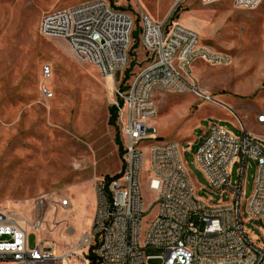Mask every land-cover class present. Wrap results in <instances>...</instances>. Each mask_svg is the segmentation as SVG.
Instances as JSON below:
<instances>
[{
	"label": "rangeland",
	"instance_id": "1",
	"mask_svg": "<svg viewBox=\"0 0 264 264\" xmlns=\"http://www.w3.org/2000/svg\"><path fill=\"white\" fill-rule=\"evenodd\" d=\"M87 1L0 0V209L28 222L29 226L20 225L28 235L29 248L40 239L57 253L90 231L95 180L121 169L122 139L116 121L115 126L109 123V95L97 68L70 54L63 40L45 39L38 33L40 20L53 9H70ZM176 1L116 0L114 7L133 15L135 23L125 76L130 79L144 66L138 41L140 13L156 23L169 16L187 29L195 24L209 35L202 38L190 29L201 44L230 56L228 65L196 61L189 67L191 78L212 102L192 93L165 92L156 96L157 116L150 121L160 143L178 144L198 199L209 205L226 204L225 196L208 192L194 154L199 138L213 123L235 136H241L243 127L264 142V124L256 122L257 115L264 116V5L243 10L235 8L233 0L208 6L202 0ZM44 66L51 68L48 80L42 75ZM108 85L112 89L111 81ZM141 151V194L149 206L155 201L148 190L149 151ZM254 172L255 164L248 160L245 199ZM237 176L238 164H234L232 186ZM63 199L70 208H61ZM40 201L42 205L36 207ZM37 213L43 221L40 230L33 228ZM152 216L153 211L148 218ZM192 222L197 226L195 219ZM246 228L264 242V218ZM144 254L153 257L163 252L149 248Z\"/></svg>",
	"mask_w": 264,
	"mask_h": 264
},
{
	"label": "built area",
	"instance_id": "2",
	"mask_svg": "<svg viewBox=\"0 0 264 264\" xmlns=\"http://www.w3.org/2000/svg\"><path fill=\"white\" fill-rule=\"evenodd\" d=\"M263 1L233 0V6L253 10ZM115 2L89 0L70 9H53L40 20L38 33L63 40L75 58L97 68L115 108L123 149L121 169L95 180L90 231L61 253L40 239L29 248L20 225L29 226L28 222L0 209V264H89L92 245L96 264H264V242L246 228L264 218V142L243 127L241 136H235L219 123L209 125L199 138L194 164L207 181L208 192L227 199L226 204L209 205L196 196L178 144L160 143L150 125L157 116L155 98L162 93H192L212 102L191 78L189 67L196 61L228 65L230 56L201 44L195 32L174 24L169 16L156 23L140 13L138 41L144 66L125 79L135 23L133 15L114 7ZM42 75L50 79V66L42 68ZM256 122L264 124V116L257 115ZM143 148L149 151L148 190L155 195L149 206L141 194ZM248 160L255 164V172L245 199ZM234 164L238 176L232 186ZM39 205L42 201L35 206ZM60 206L70 208V202L63 199ZM42 223L37 213L33 228L40 230ZM149 248L163 254L145 256Z\"/></svg>",
	"mask_w": 264,
	"mask_h": 264
},
{
	"label": "trees",
	"instance_id": "3",
	"mask_svg": "<svg viewBox=\"0 0 264 264\" xmlns=\"http://www.w3.org/2000/svg\"><path fill=\"white\" fill-rule=\"evenodd\" d=\"M127 75V74H126ZM125 79H126V76H125ZM115 108L113 107H110L109 108V123L112 125V126H115ZM117 146H118V151H119V154H120V150H121V146L119 144V141H118V138H117ZM107 178V177H105ZM95 246L94 247H91L90 248V253L88 254V259H89V264H96V258H95V255H94V250H95Z\"/></svg>",
	"mask_w": 264,
	"mask_h": 264
},
{
	"label": "crops",
	"instance_id": "4",
	"mask_svg": "<svg viewBox=\"0 0 264 264\" xmlns=\"http://www.w3.org/2000/svg\"><path fill=\"white\" fill-rule=\"evenodd\" d=\"M262 4L264 5V2H262ZM263 8H264V6H263ZM189 28L192 29L193 31H195L197 34H201L202 38H208L209 37V35H207L205 32H203L202 30L198 29L195 24H192V26H189ZM213 37H214V34L211 36V39H213ZM68 51H69V49H68ZM69 53H70V51H69ZM92 206L94 207V203H92Z\"/></svg>",
	"mask_w": 264,
	"mask_h": 264
}]
</instances>
